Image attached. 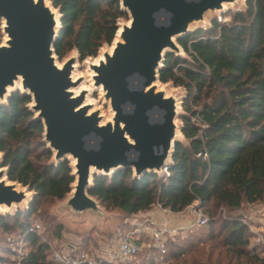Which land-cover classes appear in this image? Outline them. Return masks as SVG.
Instances as JSON below:
<instances>
[{"label":"trees","instance_id":"obj_1","mask_svg":"<svg viewBox=\"0 0 264 264\" xmlns=\"http://www.w3.org/2000/svg\"><path fill=\"white\" fill-rule=\"evenodd\" d=\"M50 1L61 14L54 44L60 59L74 48L81 60L96 56L112 42L116 20L126 17L115 0ZM179 45L191 62L167 54L159 79L186 90L181 121L187 145L175 144L162 178L148 173L134 178L131 170H120L111 177L94 176L88 193L125 220L155 206L179 214L194 203L210 214L208 224L197 227L205 229L206 242L178 234L166 241L160 256L145 248L143 237L131 257H142L139 264H264V243L250 247L240 213L244 205L264 203V0H246L245 12L232 14L228 23L214 20L209 30H197ZM29 102L16 92L0 107L3 167L10 181L35 193L25 212L0 217V230L16 229L32 247L19 264H56L49 246L31 230L32 219L45 202L63 199L73 179L68 161L49 163L43 126L26 108ZM220 210L225 217L215 219ZM61 231L54 224L53 232ZM203 242L207 249L200 248Z\"/></svg>","mask_w":264,"mask_h":264},{"label":"water","instance_id":"obj_2","mask_svg":"<svg viewBox=\"0 0 264 264\" xmlns=\"http://www.w3.org/2000/svg\"><path fill=\"white\" fill-rule=\"evenodd\" d=\"M115 1L129 20L119 26L123 18L117 19L112 42L103 44L96 56L81 60L75 48L69 53L76 55L69 58L68 53L62 59L55 54L61 14L50 0H0L5 35L4 43L0 42V107L13 93L28 96L26 108L42 123V143L51 152L49 163L68 161L73 181L50 213L73 233L95 226L106 229L124 217L118 210L109 213L89 195L94 176L111 177L120 170H131L134 178L146 173L165 175L175 144L187 145L181 121L186 114L179 111L186 90L160 81L165 56L191 62L179 40L197 30H209L216 19L207 27L192 29L194 24L204 22L208 12L220 17L227 6L239 1L245 7L234 14L246 10V0ZM105 45L108 51L99 55ZM88 59L94 84L104 91L113 111L112 121L103 123L74 87L76 60ZM17 81L20 87L15 86ZM158 84L180 88L184 96L178 100ZM71 87L79 91L77 96L69 91ZM7 172L0 153V207L4 208L0 211L13 217L28 209L35 193L10 181ZM6 215L0 212V217Z\"/></svg>","mask_w":264,"mask_h":264},{"label":"rangeland","instance_id":"obj_3","mask_svg":"<svg viewBox=\"0 0 264 264\" xmlns=\"http://www.w3.org/2000/svg\"><path fill=\"white\" fill-rule=\"evenodd\" d=\"M245 7L244 1H239L237 4L232 6H227L225 9V13L221 14L220 17L219 13L217 12H208L205 16V20L202 23L194 24L192 29L199 28V27H207L210 25L211 21L216 19L221 20V23H228L231 20V15L234 14L235 11L241 10ZM129 20L128 16L123 18L119 21V26L122 24L127 23ZM207 20V21H206ZM204 25V26H203ZM3 22H0V33H1V44L5 41V35L2 33ZM178 44V43H177ZM109 46H103L102 49L99 51V55L103 52H107ZM75 53H68L66 58L71 56H75ZM98 55V56H99ZM88 62H92V60L86 61H78L76 60V70L74 75L76 77L74 87L80 89L79 93H82L84 99H87L86 102L91 104L89 108L93 111H98L103 123L112 121L113 118V111L111 110L108 101L105 99L104 91L97 87L94 84L93 77L91 76V72L89 69ZM62 63V61H59ZM78 79V80H77ZM159 88L166 90L169 95L176 97L178 100L182 99L184 96V91L180 88H173L172 86H162L158 84ZM83 87V88H82ZM84 90V91H83ZM181 113H185L183 105L179 109ZM178 123H180L178 121ZM55 205V200L53 202H45L41 208L39 213L33 217L32 224L39 227L37 231L39 242L46 243L49 246V251L59 249L62 245L65 244H74L80 250L86 251L92 257L102 260V256L105 252L112 251L116 245V239L118 234L129 232L132 229V222L134 220H142L138 218H128L125 220V216L120 219L118 224L113 225L112 227H108L106 229L100 227H92L87 229L86 231H82L80 233H73L66 229L56 218H54L50 211ZM258 205H261L262 209L264 207L263 204H255L252 205H244L241 209V216H242V223L248 228V232L250 234L249 237V245L250 247L253 245H257L255 238L257 234L260 232L261 227V220L260 213L258 212ZM197 209L196 207L192 206L187 208L183 213L182 216L190 223L194 221L193 210ZM198 210V209H197ZM19 211V210H18ZM115 211V210H114ZM201 212L204 217L207 219L206 224L210 221V214L206 213L205 210H198ZM2 214L6 215V210L0 211ZM10 213L15 212L14 210L9 211ZM113 212V211H108ZM226 215L224 210H220L217 212V218H224ZM144 221V220H142ZM53 222V223H52ZM127 222V227H123L122 224ZM264 222V220H262ZM130 223V224H129ZM57 224L62 227L63 231L54 233L53 226ZM35 229V228H34ZM204 228H186L185 230L179 231V236L185 237L190 233L192 236L197 238H202L204 242L205 240V233L203 232ZM36 233V234H37ZM146 249H148V241H146ZM200 244V248L207 249L208 245ZM210 244V243H208ZM32 249V247L25 243L24 236L20 234L16 229L12 232H2L0 230V264H19L23 255L27 254ZM144 249V250H146ZM49 259H51V255H49ZM142 262V257H135L130 258L123 262H118L115 264H139Z\"/></svg>","mask_w":264,"mask_h":264},{"label":"built area","instance_id":"obj_4","mask_svg":"<svg viewBox=\"0 0 264 264\" xmlns=\"http://www.w3.org/2000/svg\"><path fill=\"white\" fill-rule=\"evenodd\" d=\"M218 22L221 23V20H218ZM166 174L167 171L165 172ZM258 208V212L262 215L260 218H262L264 207L262 209L261 205H258ZM193 215L194 221L189 225L188 229L201 227L206 224L207 219L196 208L193 210ZM260 223V232L255 238L257 245L264 243V222L261 220ZM131 225L132 229L129 232L118 234L115 248L112 251L105 252L101 258L102 260L92 257L74 244H65L59 249L52 250L51 260L56 264H115L126 261L138 253L141 248L139 242L143 237L148 240L149 248L155 250L160 256H164L166 241L175 237L181 231L180 228H170L165 225L155 226L142 220H134ZM31 230L37 233L39 227L35 225Z\"/></svg>","mask_w":264,"mask_h":264},{"label":"crops","instance_id":"obj_5","mask_svg":"<svg viewBox=\"0 0 264 264\" xmlns=\"http://www.w3.org/2000/svg\"><path fill=\"white\" fill-rule=\"evenodd\" d=\"M196 205L197 203H194L192 206L196 207ZM182 213L174 214L168 210H164L158 206H155L151 210L139 213L132 218L142 219L155 226L165 225L170 228H180L182 231L188 228L191 224L182 216ZM260 220H264V215L262 218H260Z\"/></svg>","mask_w":264,"mask_h":264},{"label":"bare ground","instance_id":"obj_6","mask_svg":"<svg viewBox=\"0 0 264 264\" xmlns=\"http://www.w3.org/2000/svg\"><path fill=\"white\" fill-rule=\"evenodd\" d=\"M243 2V1H242ZM56 18H57V16H56ZM207 21V20H206ZM204 26V25H203ZM97 61L98 60H96L95 61V64H97ZM58 67H61V65L60 64H58ZM74 67H76V66H74ZM72 79L74 80L75 78H74V75L72 76ZM78 80V79H77ZM15 86L16 87H20V82L19 81H17L16 83H15ZM83 88V87H82ZM10 90V88L8 89V91ZM71 93H74L75 94V96H77L78 95V90H75V88L74 87H71L70 88V90H69ZM84 91V90H83ZM84 104H88V103H84ZM178 137H180L181 135L178 133V135H177ZM2 207H0V209H1ZM2 209H4V208H2Z\"/></svg>","mask_w":264,"mask_h":264}]
</instances>
